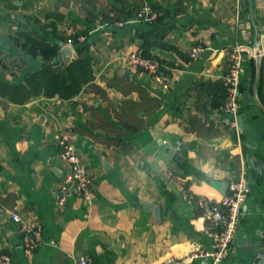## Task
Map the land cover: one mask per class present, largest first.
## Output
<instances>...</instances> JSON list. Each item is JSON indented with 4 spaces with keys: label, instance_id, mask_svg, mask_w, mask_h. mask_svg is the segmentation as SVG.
<instances>
[{
    "label": "crops",
    "instance_id": "0c3cea01",
    "mask_svg": "<svg viewBox=\"0 0 264 264\" xmlns=\"http://www.w3.org/2000/svg\"><path fill=\"white\" fill-rule=\"evenodd\" d=\"M149 8L155 19L140 15ZM92 58L76 96L12 104L0 97V255L10 264H160L210 249L199 197L219 201L245 178L249 193L220 264H264V0H0V82L44 64L17 34ZM243 47L236 113L223 111L229 54ZM144 53L161 82L130 66ZM194 55V56H193ZM72 144L92 180L64 209L55 191L69 170L55 137ZM38 233L32 253L11 220ZM188 264H212L194 259Z\"/></svg>",
    "mask_w": 264,
    "mask_h": 264
},
{
    "label": "built area",
    "instance_id": "2783aa9c",
    "mask_svg": "<svg viewBox=\"0 0 264 264\" xmlns=\"http://www.w3.org/2000/svg\"><path fill=\"white\" fill-rule=\"evenodd\" d=\"M144 21L155 19L153 12L149 8L144 9L140 15ZM72 41L67 40V45ZM243 47H236L229 54L230 67L223 77V85L226 91V101L223 111L236 113L239 101V77L242 71ZM194 56V55H193ZM130 66L150 75L154 80L161 82V65L153 58H146L140 53H131L127 56ZM77 104V109L82 112L83 107L79 105L75 96L71 100ZM58 147V157L69 165V170L65 174L62 182L55 191L56 207L59 211L64 209L68 197L75 194L77 197H86L91 193L92 180L84 164L81 162L78 153L72 144V135L68 131H62L55 137ZM249 193V186L245 178L237 177L228 184L227 193L219 201L199 197L196 200V207L200 211L201 218L206 224L205 236L210 240V249L197 248L182 258L171 257L160 264H188L194 259H210L212 264H220L231 250L235 239L240 219L243 215L245 202ZM11 220L18 225L22 234V247L28 253H32L41 243V238L30 225L22 222L17 213L11 215ZM0 264H10L8 255H0ZM77 264H90L86 257L77 259Z\"/></svg>",
    "mask_w": 264,
    "mask_h": 264
},
{
    "label": "trees",
    "instance_id": "16d2710c",
    "mask_svg": "<svg viewBox=\"0 0 264 264\" xmlns=\"http://www.w3.org/2000/svg\"><path fill=\"white\" fill-rule=\"evenodd\" d=\"M23 43L21 48L32 56H40L42 67L18 84L0 82V97L12 104H24L33 97H57L69 101L77 96L92 81V58L87 55L77 56L70 64L58 63L59 45L40 41L29 33L17 34L15 43ZM150 58L144 53L141 54Z\"/></svg>",
    "mask_w": 264,
    "mask_h": 264
},
{
    "label": "water",
    "instance_id": "95a60500",
    "mask_svg": "<svg viewBox=\"0 0 264 264\" xmlns=\"http://www.w3.org/2000/svg\"><path fill=\"white\" fill-rule=\"evenodd\" d=\"M60 46L62 47L60 50L61 60L65 65H68L74 60L72 57L71 49L63 43H61ZM227 189H228V184H227Z\"/></svg>",
    "mask_w": 264,
    "mask_h": 264
}]
</instances>
